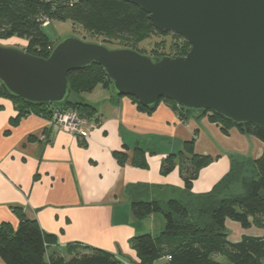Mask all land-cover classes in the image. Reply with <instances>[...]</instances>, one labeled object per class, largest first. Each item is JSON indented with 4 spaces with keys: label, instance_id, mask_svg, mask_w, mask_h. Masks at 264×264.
Returning <instances> with one entry per match:
<instances>
[{
    "label": "crops",
    "instance_id": "obj_1",
    "mask_svg": "<svg viewBox=\"0 0 264 264\" xmlns=\"http://www.w3.org/2000/svg\"><path fill=\"white\" fill-rule=\"evenodd\" d=\"M9 41L27 46L24 38ZM82 102L97 109L98 119L91 117L93 121L75 134L35 113L14 122L16 105L0 95V223L17 228L21 209L55 237L50 254L67 257L68 245L82 243L112 252L123 264H138L131 239L144 233L159 236L165 221L161 214L145 219L134 215L131 185H149L151 198L162 202L180 198L185 181L179 167L168 174L161 167L192 138L196 153L213 159L193 182L196 194L210 191L229 173L234 160H256L264 151L259 138L236 127L225 131L209 115L181 119L164 101L147 112L131 97L115 96L102 86L95 97ZM135 147L146 153L147 165L134 163ZM116 153L127 157L120 162ZM226 225L235 229L232 241L244 235L264 236V230L244 228L233 220ZM0 264H6L1 257Z\"/></svg>",
    "mask_w": 264,
    "mask_h": 264
},
{
    "label": "trees",
    "instance_id": "obj_2",
    "mask_svg": "<svg viewBox=\"0 0 264 264\" xmlns=\"http://www.w3.org/2000/svg\"><path fill=\"white\" fill-rule=\"evenodd\" d=\"M46 18L70 20L87 31L123 39L129 44L121 47L142 53L136 45L158 37L149 54L156 57L184 56L191 49V44L182 36L158 30L148 13L125 0H0V40L24 38L27 40L24 50L48 57L55 45L42 28ZM68 80L73 93H89L98 85L110 90L111 85L103 67L95 63L71 71ZM0 95L9 97L16 105L18 114L14 122L30 113L50 120L56 109H75L82 115L97 118V109L89 103L70 99L63 104H33L13 96L1 82ZM131 98L147 112L154 111L164 101L178 111L181 119L195 114L209 115L210 120L222 124L225 131L236 127L264 142V127L253 123L238 124L213 111L184 109L169 99L162 98L156 106L148 108ZM116 156L120 162L127 157L123 153ZM145 157L143 149L135 147L134 163L147 165ZM212 160L196 153L195 138H192L184 142L179 153L168 155L162 162L163 174L179 167L185 181L180 198L162 202L151 198L149 185L129 187L131 207L138 219L161 214L165 221L159 236L144 233L131 239L138 264H264V236L244 235L232 241L226 225L227 220H233L244 228L264 229V151L256 160H234L229 173L210 191L194 193V180ZM17 211L20 218L17 228L7 222L0 223V257L6 264H123L112 252L82 243L68 245L67 257L57 252L50 254L48 250L55 243V237L46 234L38 221L28 218L21 209ZM215 256H224L229 263L218 261ZM162 260L165 262L160 263Z\"/></svg>",
    "mask_w": 264,
    "mask_h": 264
},
{
    "label": "water",
    "instance_id": "obj_3",
    "mask_svg": "<svg viewBox=\"0 0 264 264\" xmlns=\"http://www.w3.org/2000/svg\"><path fill=\"white\" fill-rule=\"evenodd\" d=\"M162 32L191 44L184 56L156 57L68 36L48 57L0 45V82L33 104H63L71 71L103 67L115 96L152 108L160 99L264 127V0H125Z\"/></svg>",
    "mask_w": 264,
    "mask_h": 264
},
{
    "label": "rangeland",
    "instance_id": "obj_4",
    "mask_svg": "<svg viewBox=\"0 0 264 264\" xmlns=\"http://www.w3.org/2000/svg\"><path fill=\"white\" fill-rule=\"evenodd\" d=\"M42 28L46 32V34L49 36L50 40L53 42L54 45H57L60 41H62L64 38L68 36H75V37H78L82 40L89 41V42H98V43L108 42L109 43L108 46L111 48H118L123 45L129 44L123 39H120L114 36H104V35H100V34L87 31L83 26L73 23L70 20L61 21V20L46 18V20L42 23ZM10 38L12 37L2 38L0 40V45L6 46V47H16L20 49L24 48V46L20 45L19 43L10 42L9 41ZM158 40L159 38L155 36L148 38L138 43L136 45V48L143 51L145 54H151L154 44ZM101 90H102V85H98L92 92H89V93H73L71 96V99L82 102L86 98L95 97V95L97 94V91H101ZM86 117L89 119V121L93 119V118L91 119L92 116L91 117L86 116ZM160 216L163 217L162 215ZM252 227L255 228V231H256V228H258L256 226H252ZM259 229L261 230V228ZM227 231L229 233L230 240H235V237L237 236L235 233V229L231 227V225H229L227 227ZM251 233L255 234L254 232H251ZM215 258L218 261L229 263L227 258L224 256H215ZM163 262H165V260L160 261V263H163Z\"/></svg>",
    "mask_w": 264,
    "mask_h": 264
},
{
    "label": "built area",
    "instance_id": "obj_5",
    "mask_svg": "<svg viewBox=\"0 0 264 264\" xmlns=\"http://www.w3.org/2000/svg\"><path fill=\"white\" fill-rule=\"evenodd\" d=\"M52 124L61 126L72 133H80L81 126L87 124L89 119L75 109H56L49 120Z\"/></svg>",
    "mask_w": 264,
    "mask_h": 264
}]
</instances>
